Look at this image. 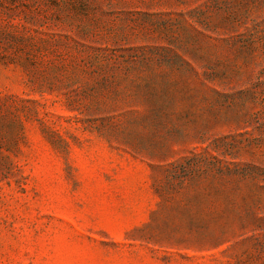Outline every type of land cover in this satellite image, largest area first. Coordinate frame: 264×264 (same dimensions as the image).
<instances>
[{
  "label": "rangeland",
  "instance_id": "rangeland-1",
  "mask_svg": "<svg viewBox=\"0 0 264 264\" xmlns=\"http://www.w3.org/2000/svg\"><path fill=\"white\" fill-rule=\"evenodd\" d=\"M0 264H264V0H0Z\"/></svg>",
  "mask_w": 264,
  "mask_h": 264
},
{
  "label": "trees",
  "instance_id": "trees-1",
  "mask_svg": "<svg viewBox=\"0 0 264 264\" xmlns=\"http://www.w3.org/2000/svg\"><path fill=\"white\" fill-rule=\"evenodd\" d=\"M172 165L176 168V167H179V161L178 162H173ZM183 181H180V184H182Z\"/></svg>",
  "mask_w": 264,
  "mask_h": 264
}]
</instances>
